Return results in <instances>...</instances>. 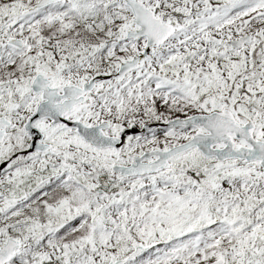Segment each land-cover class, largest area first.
I'll use <instances>...</instances> for the list:
<instances>
[{
	"label": "snow or ice",
	"instance_id": "obj_1",
	"mask_svg": "<svg viewBox=\"0 0 264 264\" xmlns=\"http://www.w3.org/2000/svg\"><path fill=\"white\" fill-rule=\"evenodd\" d=\"M0 264H264V0H0Z\"/></svg>",
	"mask_w": 264,
	"mask_h": 264
}]
</instances>
